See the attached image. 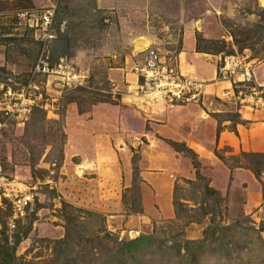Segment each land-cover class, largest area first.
Returning a JSON list of instances; mask_svg holds the SVG:
<instances>
[{
  "label": "rangeland",
  "instance_id": "374dc122",
  "mask_svg": "<svg viewBox=\"0 0 264 264\" xmlns=\"http://www.w3.org/2000/svg\"><path fill=\"white\" fill-rule=\"evenodd\" d=\"M50 7L44 60L74 72L76 84L33 74L43 44L15 13ZM188 26L210 55L201 59L217 66L218 96L177 66ZM232 35L250 48L239 50ZM138 39L145 50L134 49ZM151 48L161 74L147 83L140 69ZM229 57L234 74L220 72ZM242 67L250 82L238 81ZM163 77L198 86L177 99L162 92ZM210 104L231 111L215 114L218 123L251 112L264 120V0H0V121L15 113L0 138V180L33 195L13 229L10 197L0 199V264H264V166L255 176L263 197L243 216L213 185L206 190L217 177L210 165L218 159L231 170L257 158L211 148L201 159L202 149L175 150L162 131L164 116ZM169 148L193 180L181 160L169 161ZM169 200L171 218H158Z\"/></svg>",
  "mask_w": 264,
  "mask_h": 264
},
{
  "label": "crops",
  "instance_id": "0c3cea01",
  "mask_svg": "<svg viewBox=\"0 0 264 264\" xmlns=\"http://www.w3.org/2000/svg\"><path fill=\"white\" fill-rule=\"evenodd\" d=\"M204 39H208V36ZM182 44V49L177 54V66L181 71L188 72L198 80L204 82L205 95L212 94L218 96L219 87L217 85L221 83L218 80L216 81L217 66L210 63V61L204 57L201 59L202 56L210 55L206 54L205 51H198L196 49L197 46L194 37V30L190 29L189 26L187 28L184 27L183 29ZM151 45L152 44H150V46ZM211 105L212 104L208 105L206 110L198 105L184 107L180 108V110L177 109L178 114H180L178 117L170 116L169 114L164 116V118H166L164 126H169V128L167 127V132L162 130L165 134L164 136L168 139L174 140L175 143H186V146L191 150L193 149L195 152L196 150L193 147H199L205 153L202 155L200 154L199 157L201 159L208 155L209 149L211 148L212 150L216 149L219 153L224 151V155L227 156H235L240 153L241 155H243V153H264V120H262L261 117L257 116L254 112H251L248 117L244 115L238 116L240 121H235L234 119L224 116L223 118L221 117L222 119L220 123H218L219 121L217 122L215 114L227 115L230 114L231 111L228 109L227 112H225L216 106L212 107ZM230 109L233 110L231 106ZM235 112L239 111L235 108L234 113ZM243 120L245 123L241 122ZM169 150L174 152L172 157L169 155V161L171 159L175 161L181 160L187 168V173L184 178L193 180L195 175L193 168L190 167V165L187 167L186 161L182 159L181 156H177L179 155L178 152H175L171 148H169ZM211 157L217 159L213 154ZM166 160H168V158H165V160L162 161L160 160V163L165 164L167 163ZM203 161L205 160H202V162ZM216 161L217 162L214 161V165L212 164L210 166H213L212 169L217 177L214 176L213 178L216 179L208 182L209 184L207 188L210 187V184L213 185L214 191L219 193V196L230 199L228 201L230 209L232 208L233 211L238 210L243 216L250 215L255 209L253 206H257L256 204H259V200L263 197L261 184L255 178V176L258 175L253 173L251 166H238L230 170V168L226 164H223L221 160L219 161L217 159ZM172 169L173 168L169 166L165 167L166 171ZM143 179L146 180V178ZM147 193L148 192L146 191V194ZM142 200L145 201V197H143ZM256 200H258V202H254ZM228 205L225 207L228 208ZM166 206L167 208L165 209V212L159 210L161 214H157L158 218L159 216L167 219L171 218L173 206L171 205L170 200L167 201ZM225 211L228 212L227 209Z\"/></svg>",
  "mask_w": 264,
  "mask_h": 264
},
{
  "label": "built area",
  "instance_id": "2783aa9c",
  "mask_svg": "<svg viewBox=\"0 0 264 264\" xmlns=\"http://www.w3.org/2000/svg\"><path fill=\"white\" fill-rule=\"evenodd\" d=\"M15 14L19 20L27 21L25 23L28 25L29 29L33 30L34 36L36 37V39H38L43 44L41 52L34 64L33 74L37 75V73H39L42 75L49 76V74L52 72L55 75H59L61 79H64L63 84L65 85L69 86L71 84L78 83L80 78H77L76 74L72 71L71 73H69L70 71H65L61 63H59L56 67L50 68L46 60H44L46 57L44 54L45 52L44 45L48 41L54 38V35L52 33H53V26H54L55 9L52 7L41 9V10L23 9V10L16 12ZM224 60L226 64L220 72L224 71L225 73L234 74L236 71V68H235L236 66L234 67L232 65L233 57H229V59H224ZM229 61H231V63ZM160 63H161L160 56L155 49L151 48V50H148V52H146V55H144V58H143V67L140 69V75H142L145 78L147 83L149 81L151 82V80L154 78L153 75H155L156 73L161 74L158 71L160 68ZM242 68L243 69H240L242 70L240 72V76L242 77V80L239 79L238 81L241 83L250 82L251 77H252L250 70H249L250 68H246V67H242ZM81 78H83L82 74H81ZM159 78L160 77L158 78L155 77L154 81H158ZM163 79L165 83L164 85L167 88H162L165 86H163V84H160V88H162L163 90L162 92L166 90V92L172 93V95H174V97H176L177 99L184 96L185 94L184 89H187L188 86L189 87L191 86L192 88L195 86H198L197 84L190 83L189 81L188 82L183 81L181 83H179L178 81L176 83L174 81H171L168 86V81H169L168 78L163 77ZM154 84L156 83L154 82ZM196 94L198 93L193 94L194 97L197 96ZM183 98H185V96ZM13 106H16V105H13ZM24 109L27 111L26 113H28L29 110L26 108ZM14 114L12 112H5L6 119L3 118V120L0 121V138L2 136V133H3L2 131L4 127L6 126L7 121L9 119H14V118H11V117H14L13 116ZM3 182L6 183L5 186L7 185V187H4ZM12 183L13 182H7L3 178H1L0 180V184H2V188H3V190H0L1 191L0 199L3 198L9 201L8 198L10 197L9 202L12 207V213H11V217L8 223V227L10 229L15 228V223L17 219L21 217L23 215L24 210H26L33 203V195L28 191V189L26 191L22 189L19 190V188L13 185Z\"/></svg>",
  "mask_w": 264,
  "mask_h": 264
},
{
  "label": "trees",
  "instance_id": "16d2710c",
  "mask_svg": "<svg viewBox=\"0 0 264 264\" xmlns=\"http://www.w3.org/2000/svg\"><path fill=\"white\" fill-rule=\"evenodd\" d=\"M233 36V40H234V43L235 45L237 46V48L239 50H243V49H246V48H250L249 45L245 44V43H242L241 40H238V38L235 36V35H232ZM198 47V46H197ZM201 51H204V50H201ZM223 50L222 49H218L217 52H222ZM227 55H229L228 52H226ZM71 101H75L74 99H72ZM169 145H171L173 148H175V150H177V146L178 144L175 143V142H170ZM184 148H182V152L183 151H186V152H192L191 150H189L186 146H183ZM243 156H250V157H256V162L254 161L251 166V170L253 171L254 174L258 175V168L263 165L264 166V153H252V154H246V153H243ZM256 163V164H255ZM195 167L197 168V164L194 163ZM262 166V167H263ZM206 190H208V188H206ZM142 237L141 239H143V236H140ZM140 238H137L135 240H132L130 241L127 245L131 246L133 243H138Z\"/></svg>",
  "mask_w": 264,
  "mask_h": 264
},
{
  "label": "bare ground",
  "instance_id": "6f19581e",
  "mask_svg": "<svg viewBox=\"0 0 264 264\" xmlns=\"http://www.w3.org/2000/svg\"><path fill=\"white\" fill-rule=\"evenodd\" d=\"M134 45V49L139 52L145 50V48H147L149 44L148 41L145 39H138L134 42Z\"/></svg>",
  "mask_w": 264,
  "mask_h": 264
}]
</instances>
